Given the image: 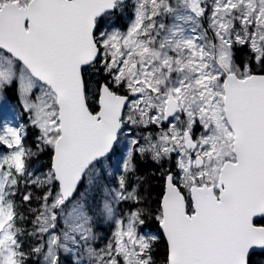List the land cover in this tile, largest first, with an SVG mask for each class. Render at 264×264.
Instances as JSON below:
<instances>
[{
    "label": "snow or ice",
    "instance_id": "obj_1",
    "mask_svg": "<svg viewBox=\"0 0 264 264\" xmlns=\"http://www.w3.org/2000/svg\"><path fill=\"white\" fill-rule=\"evenodd\" d=\"M128 9V0H0V97L18 82L40 133L33 150L25 125L0 120V264L33 253L61 264L70 245L89 264H157L161 234L163 264H264L252 259L264 253V0H133L121 31ZM238 46L249 49L239 64ZM92 74L102 76L94 87ZM128 125L158 131L122 152ZM46 149L50 167L35 175ZM137 154L165 175L154 210L141 206ZM22 185L47 189L27 235L48 239L31 252L18 226ZM93 205L114 225L101 249ZM148 216L157 233L141 231Z\"/></svg>",
    "mask_w": 264,
    "mask_h": 264
},
{
    "label": "rangeland",
    "instance_id": "obj_2",
    "mask_svg": "<svg viewBox=\"0 0 264 264\" xmlns=\"http://www.w3.org/2000/svg\"><path fill=\"white\" fill-rule=\"evenodd\" d=\"M132 2H133V0H128V4H129L128 11L125 13L124 16H120L116 20V27H118L121 31L126 30V26L129 22V17H131V15H132V12H131ZM208 37H209V39H212V33L211 32L208 33ZM97 80H101V82H102V76L92 74L90 77V82L93 84V87L95 86V82ZM14 84L16 85V89L14 90L15 93H12V89L14 88ZM14 84L7 87L3 96L0 97V120L6 119L13 126H16V127H19L20 125H25L26 126L25 127L26 136H25L24 142H25L26 146L33 147V150H35L34 144L36 141V137L40 134L39 129L29 123L30 113L26 112L23 109L22 104H21V97H20V91H19L20 85L18 82L14 83ZM34 94L39 95L40 94L39 90H36ZM94 99H95L94 97L92 99H90V103H92ZM93 106L95 107L94 104H93ZM125 111H127V108L125 109ZM128 128H132L133 133H129ZM128 128L125 129V135L123 137H121L120 148H121L122 152H126V148L124 147V145L126 144L127 139H131L134 137L140 138L142 136L147 135L148 133L155 134L158 131V128H156L155 126H148L147 128H144V127H135L132 125H128ZM196 131H197V133H199L200 129L197 128ZM141 142H143V141H141ZM46 150H48V149H46ZM0 151H2V149H0ZM137 158H139V159L145 158V159H149L151 161H152V159L150 156L146 157V156H141V155L137 154V157H136L137 171L135 173V176L141 178L142 181L144 182L143 175L138 171L139 170L138 169L139 161ZM173 160H174V157H173ZM39 161L41 163L38 165V170L35 172V175H41L42 173H46L50 167L45 161V154L44 153L40 155ZM152 162L158 166V170H157L158 174L162 173L161 165L157 164L154 161H152ZM162 165H163V162H162ZM85 185H87L86 180H85ZM36 188L41 190V192L43 191L41 196H43L44 192L47 191L46 188H39V187H36ZM21 189L27 190L29 188L24 187L22 185ZM80 190L84 191V186H81ZM138 191L143 196V185L142 184L139 186ZM161 198H162V196H160V198L156 202V205H154V203H155L154 200L151 201V199L149 197H147V198L145 197L144 203L141 206L146 207L150 210H154L158 207ZM99 201H100V197L97 196V205L99 204ZM148 201H151V202H148ZM42 203L43 202L41 200L38 201L37 212L39 210H41ZM89 203H92L91 199L89 200ZM97 205H93V211L96 213V215L94 216L95 223L92 225V227H93V231L97 234L98 238L95 241L91 242V244H92V247L97 248V249H101L108 243V240L111 237V233H112V230L114 228V225L99 215V207ZM122 207L124 208V210H127L129 207H134V205H132L131 202H129V203L123 204ZM36 214L37 213H34L32 216H24L25 217L24 221L20 222L18 225L19 227H21L25 230V235L21 236L20 239L23 242V248L26 252H31V249L36 247L38 245V243H44L48 239L47 234H44L43 239L39 240V241H38L37 237L27 235V233H31L34 231L35 226L33 224V221L36 218ZM65 227L66 226L64 224V219L61 216L58 220L57 228L55 230V234L60 235L62 230L65 229ZM141 231L157 233L159 231V226L156 223V221L151 218V216H148V217H146V223L143 226V228L141 229ZM162 237H163V235L161 234L160 240ZM156 246H157V244L155 245L154 250H156ZM70 247H73L75 249L72 253H66L63 251V249L59 250L58 255H59L61 264H77V253L80 254V258H81L83 264H89V258L87 256V253L83 250V248H75V246H72V245H70ZM43 251L46 252L47 249L45 248ZM31 256L38 259L37 260L38 264H45V261L43 259V253H40V254L33 253L32 255H30V257ZM261 259H264V253L257 252V255H255L253 257V261H258Z\"/></svg>",
    "mask_w": 264,
    "mask_h": 264
},
{
    "label": "trees",
    "instance_id": "obj_3",
    "mask_svg": "<svg viewBox=\"0 0 264 264\" xmlns=\"http://www.w3.org/2000/svg\"><path fill=\"white\" fill-rule=\"evenodd\" d=\"M249 54V49L247 47L243 48H237L235 50V56H236V61L237 63H242L245 61L246 56ZM16 89V85L14 84V88L12 89V93H15L14 90ZM45 161L46 163L50 166L51 163V150H45ZM139 163H138V171L143 175L144 177V182L142 183L143 185V196L144 198L149 197L152 200H154V205H156L157 200L160 198V196H163L162 194L164 193L165 189V175L163 173L158 174V166L153 163L149 159H142V158H137ZM173 167V164H170L169 162H163V169H168L170 167ZM162 170V169H161ZM22 188V186H21ZM27 190L21 189L20 194L17 196V201L21 203L20 211L23 213L24 216H32L34 213L30 211L29 209H38V197H41L43 191L39 190L38 188L34 186H28ZM31 192L33 194V198L31 202H23L22 201V195ZM148 201V202H151ZM166 251H167V246H166V241L165 238L162 237L161 240L157 243L156 250H154V258L157 261V264H163L164 259L166 257ZM253 259V258H252ZM38 259L29 256L28 260L26 261V264H38Z\"/></svg>",
    "mask_w": 264,
    "mask_h": 264
},
{
    "label": "water",
    "instance_id": "obj_4",
    "mask_svg": "<svg viewBox=\"0 0 264 264\" xmlns=\"http://www.w3.org/2000/svg\"><path fill=\"white\" fill-rule=\"evenodd\" d=\"M164 183H165V181H164ZM164 191H165V189H164ZM163 195V194H162ZM259 252V251H258Z\"/></svg>",
    "mask_w": 264,
    "mask_h": 264
}]
</instances>
